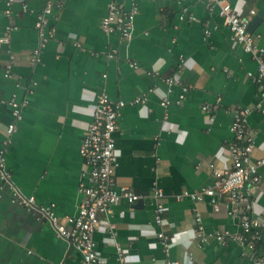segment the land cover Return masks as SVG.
<instances>
[{
	"label": "crops",
	"instance_id": "obj_1",
	"mask_svg": "<svg viewBox=\"0 0 264 264\" xmlns=\"http://www.w3.org/2000/svg\"><path fill=\"white\" fill-rule=\"evenodd\" d=\"M60 1L50 17L54 36L40 62L30 65L29 55L38 42L35 17L43 0H15L10 17L5 15L6 0H0V98L16 93L18 100L28 101L5 153L11 183L34 196L37 204L53 203L59 216L76 214L81 202L77 187L85 169L78 148L96 97L104 91L112 100L127 103L114 133L118 164L112 184L130 187L141 198L133 204L120 199L101 215L115 225V236L110 237L107 226L93 233L99 264H119L117 244L125 264H161L166 255L160 231L170 237L172 264H253L241 244H200L194 237L195 208L206 232L240 230L238 215L228 213L232 205L226 195L216 192L213 207L208 197L177 200L173 194L212 186L211 165L230 167L224 149L233 138L230 125L237 108H251L247 122L255 140L252 158L264 156V94L247 76L248 71L257 72L256 61L231 38L217 8L210 9L205 0H133L139 13L129 41L101 30L111 0ZM121 1L127 7L132 2ZM225 1L238 14L250 16V22L258 19L249 31L264 47V0ZM21 3L32 11H21ZM184 7L194 20L178 19ZM8 24L17 26L9 45L3 39ZM7 48L15 55L11 78L4 77ZM108 52L114 56L108 57ZM133 60L138 68L129 65ZM153 70L157 73L149 74ZM172 75H179L190 89L176 104L180 88L175 85L168 95L172 103L164 106L162 78ZM140 94L146 95L144 103L128 104ZM217 97L220 104L209 120L201 106L214 104ZM12 121L10 107L0 104V145ZM258 175V185L246 202L254 215L264 213V165ZM153 184L163 196L155 197ZM158 203L165 208L160 223L154 217ZM81 260L79 251L57 236L48 220L12 201V188L0 183V264Z\"/></svg>",
	"mask_w": 264,
	"mask_h": 264
},
{
	"label": "built area",
	"instance_id": "obj_2",
	"mask_svg": "<svg viewBox=\"0 0 264 264\" xmlns=\"http://www.w3.org/2000/svg\"><path fill=\"white\" fill-rule=\"evenodd\" d=\"M127 7L121 0H111L107 5L106 14L102 17L100 27L104 34L117 33L120 39L129 41L133 34V24L139 8L133 0ZM208 7L217 8L218 15L222 17L224 24L228 27L231 38L242 45L244 51L248 52L257 63V72H247L260 87L264 94V47L255 42V36L248 26L250 16L238 14L230 3L225 0H205ZM15 0H6L5 15L11 16V6ZM43 7L36 13L35 29L38 35L37 45L29 55V64L35 65L41 60V53L46 43L54 36L55 28L50 24V17L56 8L61 7L60 0H43ZM20 9L23 12L32 11L26 3H21ZM250 14H254L251 10ZM179 20H194L195 15L184 7L178 15ZM17 28L14 24H8L3 36L4 41L9 45L11 33ZM206 33L208 30H205ZM79 45V43H75ZM8 59L4 67V77L11 78L12 68L15 62V55L10 48H7ZM113 57V52L107 53ZM182 57H180V62ZM129 65L138 68L136 61H130ZM157 71H149L155 75ZM166 86L167 95L162 99L161 104L168 106L172 103L169 94L175 85L179 86L180 92L173 100L176 104L182 103L190 89V85L183 83L179 75L164 76L162 78ZM32 84H35L33 81ZM16 82V86H19ZM146 100L145 94L137 95L130 101L129 105L141 104ZM27 99L18 100L16 93L9 98H0V104L10 107L13 121L8 123L3 131V139L0 145V183H8L12 188V201L18 202L28 209H35L39 218L48 220L57 236L69 240L81 255V264H99L100 257L95 248L93 233L100 227L107 229L110 237L115 236V225L101 215L107 214L110 208L120 199H125L133 204L141 198V195L127 186H113V175L118 164L115 152L114 133L119 129L118 117L120 109L127 103L123 100H112L108 94L101 91L95 101L92 118L80 141L78 151L83 158L85 169L82 172L77 190L81 195V202L78 211L74 215L59 216L54 211V204H37L34 196H26L11 183V173L6 166L5 153L11 143L12 135L16 131V122L22 118V110L27 105ZM220 104V97L216 98L214 104L204 103L201 108L208 114L209 120L214 119V110ZM251 112L250 107L237 108L233 111V119L230 130L233 138L225 146L231 165L227 169H217L212 166L214 182L210 187L200 191L182 190L173 194L177 200L189 198L194 201L208 197L213 207H217L216 192L226 195L232 205L229 214L236 213L239 217L240 230L236 232L228 230H216L206 232L201 221L200 213L195 208L194 217L196 228L194 237L201 243L214 240L220 244H227L229 241L236 242L248 248L246 255H250L253 264H264V213L254 215L246 204L253 194L259 182L258 169L264 165V156L252 158V150L255 140L251 128L248 126L247 116ZM155 197L163 196L162 191L152 185ZM164 206L158 203L155 209V221L160 223L161 213ZM158 237L164 246L166 258L161 264H172L168 259L170 248V237L162 231ZM259 246V247H258ZM119 264H125L122 248L117 244ZM244 254V253H243ZM55 264H63L62 262Z\"/></svg>",
	"mask_w": 264,
	"mask_h": 264
},
{
	"label": "water",
	"instance_id": "obj_3",
	"mask_svg": "<svg viewBox=\"0 0 264 264\" xmlns=\"http://www.w3.org/2000/svg\"><path fill=\"white\" fill-rule=\"evenodd\" d=\"M258 19L256 18L255 20L253 19V21L250 22L248 29L251 30L254 26V22H256Z\"/></svg>",
	"mask_w": 264,
	"mask_h": 264
},
{
	"label": "trees",
	"instance_id": "obj_4",
	"mask_svg": "<svg viewBox=\"0 0 264 264\" xmlns=\"http://www.w3.org/2000/svg\"><path fill=\"white\" fill-rule=\"evenodd\" d=\"M259 247V246H258Z\"/></svg>",
	"mask_w": 264,
	"mask_h": 264
}]
</instances>
